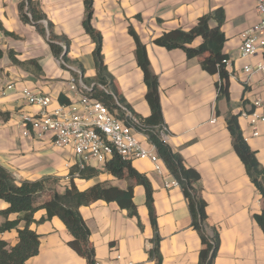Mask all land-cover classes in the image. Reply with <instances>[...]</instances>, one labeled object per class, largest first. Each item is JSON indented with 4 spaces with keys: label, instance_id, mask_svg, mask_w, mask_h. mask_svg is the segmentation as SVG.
I'll return each instance as SVG.
<instances>
[{
    "label": "crops",
    "instance_id": "1",
    "mask_svg": "<svg viewBox=\"0 0 264 264\" xmlns=\"http://www.w3.org/2000/svg\"><path fill=\"white\" fill-rule=\"evenodd\" d=\"M24 0H0V165L18 183L50 179L47 194L40 199H51L52 193H64L72 182L79 191L101 184L120 190L133 186L134 203L141 224L130 217L128 210L116 202L97 201L80 208V214L90 230V243L95 249L96 262L114 260L117 255L140 264H156L149 257L154 246V228L146 206V191L134 180H119L97 163L88 168L100 171L92 179H71L77 158L71 148H59L51 136H25L28 117L38 116L44 109L31 105L23 90L51 98L46 111L53 112L76 102L81 92L70 86L84 69V78L94 79L97 68L94 60L96 44L86 33L85 0H33L37 2L53 24L58 35L70 40L68 57L72 64H61L47 40L36 27L21 19L19 10ZM258 0H94L92 25L103 38L102 54L109 72L115 78L120 95L140 117L151 115L146 100L147 86L138 65L137 44L130 34L132 28L145 46L151 71L159 78L161 105L168 136L165 142L179 153L188 168L201 176V194L207 203L208 223L217 229L221 244L215 264H264V232L254 216L263 210V200L249 178L245 165L237 155L226 118L238 115L243 136L264 171V123L258 126L259 136H253L249 120L240 115L253 111V97H262L261 76L250 83L244 68L264 60L260 52L242 58V34L259 23ZM219 8L225 11L222 30L226 37L223 54L230 60L226 67L230 75L229 104L218 100V74L204 71L200 58L189 59L181 49L168 50L156 43L164 33L173 30L190 31L199 19ZM215 21L211 27H216ZM203 39L197 38L192 47ZM21 62L37 61L43 74L16 65L10 54ZM65 65L67 68H63ZM11 86V89L8 87ZM88 90V91H90ZM86 93V92H85ZM264 115V108L258 110ZM138 139L147 147L148 138L137 131ZM132 166L148 178L153 189L157 228L161 237L162 264H198L202 249L199 234L192 227L187 200L180 186L167 187L175 178L161 159V172L147 159L133 160ZM264 183V178H263ZM9 205L0 200V227L7 221L2 215ZM19 214H12L14 221ZM24 222L18 226L23 229ZM30 229L40 236L39 254L26 264H88L69 245L73 237L58 217L49 218L46 210L34 214ZM0 241L14 247L19 241L16 229L0 233Z\"/></svg>",
    "mask_w": 264,
    "mask_h": 264
},
{
    "label": "trees",
    "instance_id": "2",
    "mask_svg": "<svg viewBox=\"0 0 264 264\" xmlns=\"http://www.w3.org/2000/svg\"><path fill=\"white\" fill-rule=\"evenodd\" d=\"M93 1L85 0L86 18L83 26L86 33L96 44L94 60L97 68V76L94 79L84 78V69L75 77H81L83 82L89 86L93 85L86 94L96 98L108 107L110 112L120 119L125 118L123 108L128 109L139 121V124H129L144 134L150 144L156 147L159 157L163 160L175 180L178 182L187 200L192 227L199 234L202 249L199 254L198 264H215L218 256L221 239L216 228L208 223L206 212L207 203L201 194V176L192 168H188L184 158L173 151V149L160 136V131L165 125L163 110L161 105V94L159 78L151 71L145 46L141 43L135 31L130 28V34L134 37L137 49L136 56L138 65L144 73V80L147 86L146 100L149 104L151 115L143 118L135 114L132 108L120 95L118 86L113 75L109 72L105 59L102 54L103 38L92 25L93 20ZM19 10L21 19L24 23L36 27L37 31L47 40L52 53L57 60H63L66 64H72L68 57L70 40L66 36L58 35L53 24L41 10L39 4L33 0H24ZM225 11L222 8L203 16L199 19L196 27L190 31L173 30L164 33L161 38L156 40L160 46L168 50L181 49L189 59L200 58L202 69L211 75L218 74L220 82L217 83L218 100L225 99L229 104L230 98V75L226 70L223 60L227 58L223 54V47L226 42L225 34L222 30L225 24ZM217 23L216 27H211V22ZM0 30L3 25L0 22ZM202 38L203 42L198 47H192V43ZM3 53L0 50V57ZM12 61L23 68L31 70L37 75H42L43 71L37 61L21 62L10 54ZM63 68H67L62 65ZM239 116L229 114L226 118L228 129L231 133L234 149L245 165L247 174L255 187L258 189L263 200V210L254 218L264 232V171L256 157V153L251 149L243 136L242 129L238 120ZM105 171L113 177L122 180H134L137 185H141L146 191V206L149 210L151 223L154 228V246L149 250V257L156 264H162L160 252L161 237L157 228V216L154 208V197L151 183L147 177L140 174L133 166L131 161L123 160L118 154L106 163ZM100 174L95 168L80 170L78 167L71 171V179L74 177L81 179H92ZM50 179L37 182L25 181L18 183L14 176L0 165V200H4L9 207L2 212L7 221L0 227V233L16 229L19 233V241L14 247H9L7 243L0 241V264H26V262L39 254L40 236L30 229L34 222V214L41 209L47 211L49 218L58 217L67 227L73 240L69 243L70 247L81 257H84L88 264H95V249L90 243V230L85 220L80 214V208L91 205L103 200L108 203L116 202L125 210H128L130 217L138 219L139 226L143 228L137 207L133 201V186L129 185L126 190H120L110 185L97 184L86 191H79L75 184L66 189L64 193L54 191L51 199L40 202L48 192L46 184ZM12 214H19L14 221H9L8 217ZM21 222L25 223L23 229L18 226Z\"/></svg>",
    "mask_w": 264,
    "mask_h": 264
},
{
    "label": "built area",
    "instance_id": "3",
    "mask_svg": "<svg viewBox=\"0 0 264 264\" xmlns=\"http://www.w3.org/2000/svg\"><path fill=\"white\" fill-rule=\"evenodd\" d=\"M257 11L260 21L254 27L242 34V46L240 54L242 58L256 56L260 52L264 53V0H258ZM59 63L64 64L63 60ZM226 67L230 64L228 58L223 60ZM249 76L246 81L261 76V90L264 95V60L256 65H249L244 68ZM76 80L72 81L70 89L74 93L81 92L80 98L68 107H60L53 112L46 111L51 104V98L37 94L29 89L23 90V96L31 105L40 106L44 109L38 116L28 117V129L24 132L25 136L33 135L36 138L51 136L53 144L59 148L69 147L77 158V167L80 170L88 168L89 164L97 163L105 166L114 154H118L123 160L133 161L139 159L150 160L157 172H161V158L156 147L145 146L137 137V130L133 125L139 124L138 119L126 108L125 118L120 119L113 115L107 106L96 98H92L85 92L90 90L81 82V86ZM11 89V86L8 87ZM218 92V91H217ZM254 110L243 111L241 117L248 119L253 136L258 137V126L264 123V115L258 112L264 108L262 97H253L251 100ZM160 136L165 140L168 136L167 127L164 125L160 131ZM175 181L167 184V187L178 186ZM95 264H140L131 260H126L117 255L114 260L107 262H95Z\"/></svg>",
    "mask_w": 264,
    "mask_h": 264
}]
</instances>
